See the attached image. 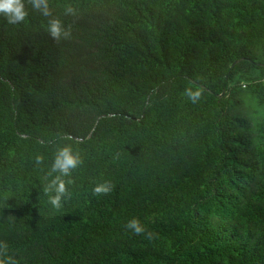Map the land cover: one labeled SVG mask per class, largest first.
<instances>
[{
  "label": "trees",
  "instance_id": "16d2710c",
  "mask_svg": "<svg viewBox=\"0 0 264 264\" xmlns=\"http://www.w3.org/2000/svg\"><path fill=\"white\" fill-rule=\"evenodd\" d=\"M0 264H264V0H0Z\"/></svg>",
  "mask_w": 264,
  "mask_h": 264
},
{
  "label": "water",
  "instance_id": "95a60500",
  "mask_svg": "<svg viewBox=\"0 0 264 264\" xmlns=\"http://www.w3.org/2000/svg\"><path fill=\"white\" fill-rule=\"evenodd\" d=\"M234 64H235V63H234ZM234 64H233V65H234Z\"/></svg>",
  "mask_w": 264,
  "mask_h": 264
}]
</instances>
